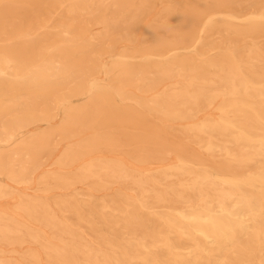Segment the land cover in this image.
<instances>
[{
	"label": "bare ground",
	"instance_id": "bare-ground-1",
	"mask_svg": "<svg viewBox=\"0 0 264 264\" xmlns=\"http://www.w3.org/2000/svg\"><path fill=\"white\" fill-rule=\"evenodd\" d=\"M0 264H264V0H0Z\"/></svg>",
	"mask_w": 264,
	"mask_h": 264
},
{
	"label": "rangeland",
	"instance_id": "rangeland-1",
	"mask_svg": "<svg viewBox=\"0 0 264 264\" xmlns=\"http://www.w3.org/2000/svg\"><path fill=\"white\" fill-rule=\"evenodd\" d=\"M80 98H82V97H80ZM80 98H76V99H75V101H79V100H80Z\"/></svg>",
	"mask_w": 264,
	"mask_h": 264
}]
</instances>
